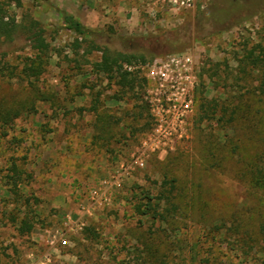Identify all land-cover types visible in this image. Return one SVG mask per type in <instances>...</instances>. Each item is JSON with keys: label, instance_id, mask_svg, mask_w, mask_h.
I'll return each mask as SVG.
<instances>
[{"label": "rangeland", "instance_id": "obj_1", "mask_svg": "<svg viewBox=\"0 0 264 264\" xmlns=\"http://www.w3.org/2000/svg\"><path fill=\"white\" fill-rule=\"evenodd\" d=\"M21 1L12 3L10 14L22 24L39 21L50 52L44 73L32 83L22 72L23 59L36 55L27 34L20 30L13 40L0 41L6 68L1 106L31 104L0 141V264H264V249L242 241L248 230L259 236L264 193L240 177L237 160L247 154L254 163L264 160V118L255 149L247 146L234 156L222 146L225 133L234 134L220 126V116L199 122L193 115L182 139L151 152L140 166L135 159L150 131L146 111L133 119L142 97L116 99L118 86L95 68L103 48H92L106 45L147 61L191 51L199 59V78L209 83L206 95L222 97V87L203 68L239 75L246 49L264 43V0ZM60 10L95 32L79 48ZM246 70L249 86L262 83L261 70ZM249 102L264 114V98L249 96ZM98 112L116 125L117 137L109 142L95 138ZM12 163L21 171L18 187ZM175 177L170 195L176 210L167 220L142 215L143 191L160 197ZM168 204L163 199L158 205L165 210ZM234 211L248 219L243 232L218 230ZM24 217L31 231L21 230ZM88 226L95 231L90 238L83 234Z\"/></svg>", "mask_w": 264, "mask_h": 264}, {"label": "trees", "instance_id": "obj_2", "mask_svg": "<svg viewBox=\"0 0 264 264\" xmlns=\"http://www.w3.org/2000/svg\"><path fill=\"white\" fill-rule=\"evenodd\" d=\"M15 3L16 6H22L21 0H0V41H11L15 35L22 30L27 34L28 38L32 42V47L36 49V55L34 57H25L23 59L24 78L29 79L33 83V77L38 81L40 76L44 73L45 57H48L50 52V44L45 37V28L41 26V23L37 20H31L28 24L19 23L15 16L11 15L9 8ZM59 15L68 29L74 31L78 36L75 39V47L79 48L83 40L87 37L94 35V31L84 25V23L73 14L65 10H60ZM82 38V41L81 39ZM99 50L102 49V55L95 63L96 71L103 73L109 79L110 84L115 83L118 89L115 91L114 97L118 100L124 99L127 96L131 99H142L140 105H135L133 118L135 121L143 118V113L146 111L148 115L147 124L150 125V129L153 126V116L149 105L146 101H143V92L147 85V78L144 70L141 67L135 68L133 65L142 62L146 64L147 59L142 54H134L123 51H114L106 45L94 44V47ZM241 64L244 66L243 70L239 71V75L230 74L221 70L218 67L203 68V71L209 73L207 78L211 79L216 87H222V97L209 98L206 93L208 91L209 83L205 77L200 79L199 86L196 90L197 104L194 112L196 121H204L208 118L219 117V124L223 128L233 130L234 136L229 133H225L226 142L223 143L224 148H230L234 156L242 153L241 149L253 150L255 149V143H257L256 133L258 132L259 123L264 118L262 109H255L254 104L249 102V96L263 99L264 97V43H257L254 47L246 49ZM0 61V73H4L5 66ZM248 66L261 70L262 83L257 84L256 87L249 86V79L247 77L246 69ZM129 67H132L131 69ZM134 67V68H133ZM15 68H9V72L14 75ZM5 74V73H4ZM204 74V73H203ZM207 74V73H206ZM202 75V72L199 76ZM12 76V75H11ZM244 76V77H242ZM137 87L139 90L137 91ZM131 95V96H130ZM100 100V99H99ZM251 100V99H250ZM144 102V103H143ZM31 104L29 102L23 103L19 107H2L0 103V141H2L9 133V128L12 126L16 118L28 113ZM127 126V125H126ZM129 127V126H127ZM116 125L113 122L112 116L98 112L94 123V129L96 132V139L99 141H111L117 137L115 132ZM143 128V127H142ZM117 129V128H116ZM137 130V129H136ZM243 135V136H242ZM264 141V137H260ZM245 140L247 141L245 144ZM241 141V144H240ZM213 148V145L208 146ZM213 150V149H212ZM259 155V154H258ZM257 155V156H258ZM247 157L241 155L237 157L238 162L241 163L240 177L246 179L254 191H260L264 193V160L259 158L257 163H254V158L251 154ZM256 156V158H257ZM14 172L13 184L18 187L21 182V171L18 169L16 163H12L11 167ZM16 176V177H14ZM173 185L169 190L163 192L160 197H156L149 192H144L145 203L138 206V210L142 215H152L153 218H161L167 220L169 213H172L177 208V203L172 200L173 196L170 195L173 190L176 189L177 178L172 179ZM17 191V190H16ZM264 199V197H262ZM155 199L159 201L154 202ZM166 199L169 203V208L161 210L159 205L161 200ZM144 208V209H143ZM260 220L258 223V237L252 236L250 231H245V239L242 241L246 245H256L264 249V211L259 214ZM242 220L248 221L241 216L240 212L234 211L232 217L228 220H223L220 224H217L218 230L225 229L227 233L243 232L241 229ZM230 222V225H228ZM21 230L31 231L32 225L24 217L21 219ZM230 226V227H228ZM94 228L88 226L83 231V234L90 238L91 235H95ZM260 237V238H259Z\"/></svg>", "mask_w": 264, "mask_h": 264}, {"label": "built area", "instance_id": "obj_3", "mask_svg": "<svg viewBox=\"0 0 264 264\" xmlns=\"http://www.w3.org/2000/svg\"><path fill=\"white\" fill-rule=\"evenodd\" d=\"M142 68L147 78L143 97L154 122L138 149L135 162L140 166L151 152L166 150L187 134L200 83L199 59L188 50L155 58Z\"/></svg>", "mask_w": 264, "mask_h": 264}]
</instances>
